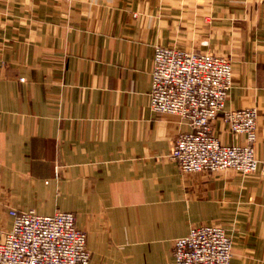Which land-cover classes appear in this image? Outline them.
I'll return each mask as SVG.
<instances>
[{
  "label": "crops",
  "instance_id": "crops-1",
  "mask_svg": "<svg viewBox=\"0 0 264 264\" xmlns=\"http://www.w3.org/2000/svg\"><path fill=\"white\" fill-rule=\"evenodd\" d=\"M156 46L230 61L224 110H257L264 161V0H0V231L11 209L71 213L89 264H173L175 239L219 224L230 264H264V167L169 159L189 128L149 107Z\"/></svg>",
  "mask_w": 264,
  "mask_h": 264
},
{
  "label": "built area",
  "instance_id": "built-area-1",
  "mask_svg": "<svg viewBox=\"0 0 264 264\" xmlns=\"http://www.w3.org/2000/svg\"><path fill=\"white\" fill-rule=\"evenodd\" d=\"M232 64L224 57L156 46L150 72L149 107L173 114L189 130L177 136L169 159L183 173L232 170L254 175L257 110L225 111L232 86ZM232 137L243 143L222 144L213 135L218 119ZM11 229L0 231V264H89L86 233L71 213L42 216L35 211L11 209ZM232 241L219 224L192 227L173 241V264H230Z\"/></svg>",
  "mask_w": 264,
  "mask_h": 264
}]
</instances>
